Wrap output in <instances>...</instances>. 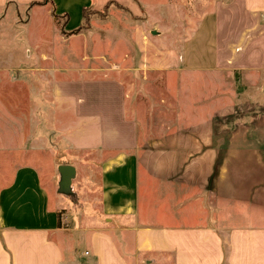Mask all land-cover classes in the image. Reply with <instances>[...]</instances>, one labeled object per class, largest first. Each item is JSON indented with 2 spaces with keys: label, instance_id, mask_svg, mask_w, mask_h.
<instances>
[{
  "label": "crops",
  "instance_id": "crops-1",
  "mask_svg": "<svg viewBox=\"0 0 264 264\" xmlns=\"http://www.w3.org/2000/svg\"><path fill=\"white\" fill-rule=\"evenodd\" d=\"M35 1L0 0L11 39L23 11L25 28L36 9L49 12ZM53 1L62 16L111 1L134 13L150 4ZM168 1V28L152 29L166 45L143 47L142 37L137 53L142 70L182 78L167 84L177 90L170 115L148 116L138 86L112 67L105 77L95 65L60 67L42 50L25 67L0 69L13 89L19 71L42 74L57 123L52 136L18 130L16 102L0 91V264H264V0ZM62 164L76 169L70 194L59 191Z\"/></svg>",
  "mask_w": 264,
  "mask_h": 264
},
{
  "label": "rangeland",
  "instance_id": "rangeland-1",
  "mask_svg": "<svg viewBox=\"0 0 264 264\" xmlns=\"http://www.w3.org/2000/svg\"><path fill=\"white\" fill-rule=\"evenodd\" d=\"M148 1H150V4L147 5L148 9L140 6V11L137 13L130 11L123 5L114 3L109 5L107 9L98 11L89 9L87 12V20L83 27H80L82 24L83 11L79 6L71 7V11L66 12L67 23L64 25L66 18L61 17L58 21L59 23L57 22L50 0L45 4H31L32 6L44 5L49 12L36 9L32 15V22L25 28L23 27V23L29 17V13L28 10L23 11L17 23V39L14 38V36L13 39H11L9 36L10 30H13V32L15 31L13 24L10 25L8 23L5 25L6 31L8 32H5V27L0 28V69L7 66L14 70L15 68L12 67H15L19 63L25 67L27 66V62L30 60L34 61L36 57L33 56L37 55L38 51L41 52L42 50L58 54L60 57L56 59V64L60 65V67H63V65L67 67H77L81 64L95 65L99 72L97 75L103 77L108 75V69L112 67V70L116 72V77L129 80L138 86V101H140L139 104L143 109L147 108V110H149L147 113L148 116L153 113L170 115L171 109L174 108L171 104L175 103L177 90L169 88L167 84L169 82L180 83L182 82V78L173 73L152 72L146 69L142 70L140 64H138L137 52L141 49L139 39L142 37L143 47L152 46L153 44L166 45V43H161L159 40L157 41V39L160 38H155L156 35L153 34L152 29H157V27L167 29L168 24L171 22V18L174 17L175 11L174 8L171 10V5L168 0ZM160 3H163L164 6H160ZM187 12L191 13L189 9ZM56 13H58V11ZM183 13L181 14L182 16H184ZM179 14L180 10L178 11V15ZM79 27L80 29L77 30V32H72ZM61 34L64 35L66 40L63 39ZM73 34H77V38H71ZM112 46L113 49H111ZM124 51L129 56L125 57L124 64L126 67H123L125 65L123 64L122 58H116V56L122 55ZM80 52H83V54L90 57V59L83 58L82 60ZM29 53H31L32 57ZM95 54L98 56L96 59L93 58ZM83 61L86 62L84 63ZM24 69L27 70V68ZM52 70L50 76L53 79L57 74ZM9 73H11L10 75L12 76H17V74L13 72ZM4 74V72H0V82H3V84L6 83L5 88L7 90L5 91L2 86L0 91L2 95L4 92L8 93V95L5 96L7 101L16 102L15 106L14 104L12 106V111H15L19 119L18 130L26 133L33 128L36 131L39 130L37 131L38 133H41L46 132V128H50V126L48 127L49 124L53 128L57 126L56 121H54V117L56 116L53 115L54 110L52 106L49 112L46 109L50 106L49 103H51V98L49 97V95H51V90L48 88L47 84L43 83L45 79L42 74H28L26 71H19L17 79L12 80L17 83V87L14 89L7 86L10 79ZM230 78L231 76L223 74L221 80L230 82ZM25 81L35 84L33 87H30L26 85ZM194 81L200 83L202 81L201 75H195ZM48 83L50 82L48 81ZM196 92L200 93V91ZM10 94H12V96ZM31 101H33L34 107L30 105ZM44 101H46V104H43ZM31 106L34 110V124L29 118V115H31ZM194 108L196 109L199 107L195 106ZM45 109L46 112L51 115L49 122H47V116L43 114L45 113ZM153 117L154 116H152L151 119H153ZM52 127L48 132L49 135L51 132V136L54 131ZM49 140L55 141V138ZM49 174L51 175L52 181L56 184L55 189L57 190L59 180L57 168L49 171ZM75 185L76 183L74 182V186ZM71 200L73 203L77 204L76 199ZM64 211L66 210H63V212ZM67 221L68 220L62 222V227L69 229L71 225ZM73 236L74 234L69 231L67 239H69V237L71 239ZM76 250L77 249H75V251ZM74 256L75 260H77V251ZM75 264H80V262L78 261L77 263L76 261Z\"/></svg>",
  "mask_w": 264,
  "mask_h": 264
},
{
  "label": "water",
  "instance_id": "water-1",
  "mask_svg": "<svg viewBox=\"0 0 264 264\" xmlns=\"http://www.w3.org/2000/svg\"><path fill=\"white\" fill-rule=\"evenodd\" d=\"M59 172L61 175L59 183V191L64 194L71 193V183L76 174V169L71 164H62L59 166Z\"/></svg>",
  "mask_w": 264,
  "mask_h": 264
},
{
  "label": "trees",
  "instance_id": "trees-1",
  "mask_svg": "<svg viewBox=\"0 0 264 264\" xmlns=\"http://www.w3.org/2000/svg\"><path fill=\"white\" fill-rule=\"evenodd\" d=\"M48 2V0H44V1H41V2H33V3H31V4H45V3H47ZM118 4V3H116V2H114V1H111V2H109L107 5H106V7L104 8V9H107L108 7H109V5H111V4ZM50 4H51V6H52V10H53V13H54V15H55V17L57 18V19H60L61 17H65L66 18V20H65V22H64V25H66V23H67V14H65V15H59L58 13H56V7H55V3H54V1L53 0H50ZM88 10L89 9H87V8H84L83 9V16H84V21H83V24L80 26V27H83V25L85 24V21L87 20V12H88ZM90 10H92V9H90ZM63 25V26H64ZM80 27L78 28V29H76V30H73L72 32H74V31H76L77 32V30H79L80 29ZM75 32V33H76Z\"/></svg>",
  "mask_w": 264,
  "mask_h": 264
}]
</instances>
